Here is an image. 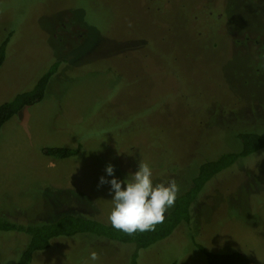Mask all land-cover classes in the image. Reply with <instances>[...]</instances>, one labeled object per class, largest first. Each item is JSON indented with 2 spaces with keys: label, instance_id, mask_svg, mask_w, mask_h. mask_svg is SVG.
I'll use <instances>...</instances> for the list:
<instances>
[{
  "label": "rangeland",
  "instance_id": "obj_1",
  "mask_svg": "<svg viewBox=\"0 0 264 264\" xmlns=\"http://www.w3.org/2000/svg\"><path fill=\"white\" fill-rule=\"evenodd\" d=\"M10 33L0 104L57 67L45 98L1 131L0 213L13 221L64 212L109 220L110 185H99L109 164L123 180L143 160L154 184L174 178L183 193L201 144L238 152L240 126L264 131V0H0V43ZM163 65L185 82L181 90ZM75 134L79 155L42 153L77 147ZM208 186L194 204L195 226L147 248L143 264H208L198 239L264 264V149ZM27 240L0 231V264H17ZM129 256L109 238L74 237L36 251L31 264H129Z\"/></svg>",
  "mask_w": 264,
  "mask_h": 264
},
{
  "label": "trees",
  "instance_id": "obj_2",
  "mask_svg": "<svg viewBox=\"0 0 264 264\" xmlns=\"http://www.w3.org/2000/svg\"><path fill=\"white\" fill-rule=\"evenodd\" d=\"M154 4L155 2H151L152 6ZM198 9L201 8L193 4L189 15V20L191 21L192 18V24L194 25H197ZM204 13L206 15L208 13L205 6ZM192 33H195V31ZM10 37L11 33L0 43V67L6 60V50ZM56 68L44 73L32 89L22 91L11 100L0 104V135L4 125L13 116L27 106L41 102L45 98L48 84ZM164 69L178 79L177 73L173 71L171 67L166 65ZM179 82L181 84V90L185 82L180 80ZM180 93L181 91H179V94ZM208 120L211 121V119ZM208 124L209 128L218 127V130H220V125L215 126L210 124V122H208ZM237 134V137L242 142V150L238 152H231L227 150L226 147L223 148L218 145L203 149V145H200V148L196 150L198 153L194 159V163L199 165V168L197 172L194 173L193 177H190L189 189H186L185 192L182 191L183 193L179 192L180 194L177 195L174 206L166 212L165 220L163 223L157 224L154 230L145 232L137 231L129 235L113 228L109 220H106L98 214L88 216L78 212H64L55 218L51 216L50 219L48 218L47 220L36 223H19L0 213V231H14L28 236L26 244L18 255L17 264H31L36 251L47 250L54 247L58 239L93 236L106 237L127 246L130 250L129 264H143L141 258L142 256L144 257L147 248L158 243L161 244L163 240L171 236L180 226H184V228L187 226L193 228V226H195V201L205 189L208 190L209 183L214 180L218 174L228 170V168L240 157L264 149V131H256L248 129V127L246 129L240 126V129L237 130ZM75 135L78 141L77 147L43 146L41 147L42 153L57 159L79 155L84 147V141L79 135ZM222 138L223 137H221V139ZM196 244L198 249L203 253V257H205L208 264H258L255 260L247 257L240 251L226 253L214 252L207 249L200 239L197 240ZM171 264H178V262L174 260Z\"/></svg>",
  "mask_w": 264,
  "mask_h": 264
},
{
  "label": "clouds",
  "instance_id": "obj_3",
  "mask_svg": "<svg viewBox=\"0 0 264 264\" xmlns=\"http://www.w3.org/2000/svg\"><path fill=\"white\" fill-rule=\"evenodd\" d=\"M106 176H101L99 185H110L112 210L109 220L113 228L129 235L154 230L163 223L166 212L172 208L179 193V185L174 178L167 182L154 184L150 165L143 160L138 170L130 172L125 179L115 176V166L109 164ZM111 177V179H107ZM91 253L90 259L97 260Z\"/></svg>",
  "mask_w": 264,
  "mask_h": 264
}]
</instances>
